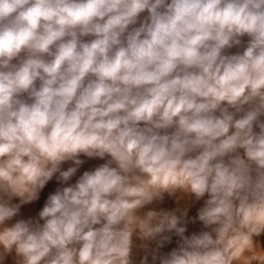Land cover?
I'll return each instance as SVG.
<instances>
[{
	"label": "clouds",
	"instance_id": "9594fccd",
	"mask_svg": "<svg viewBox=\"0 0 264 264\" xmlns=\"http://www.w3.org/2000/svg\"><path fill=\"white\" fill-rule=\"evenodd\" d=\"M0 264H264V0H0Z\"/></svg>",
	"mask_w": 264,
	"mask_h": 264
}]
</instances>
